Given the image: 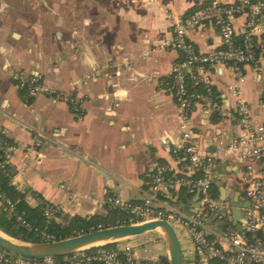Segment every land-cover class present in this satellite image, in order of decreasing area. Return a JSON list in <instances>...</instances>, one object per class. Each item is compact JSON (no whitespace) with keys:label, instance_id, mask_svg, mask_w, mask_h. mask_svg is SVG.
I'll return each instance as SVG.
<instances>
[{"label":"crops","instance_id":"obj_1","mask_svg":"<svg viewBox=\"0 0 264 264\" xmlns=\"http://www.w3.org/2000/svg\"><path fill=\"white\" fill-rule=\"evenodd\" d=\"M210 1L0 0V131L17 144L8 163L16 171L13 184L30 191V206L46 201L66 225L74 216L108 217L106 194L141 201L158 166L192 170L173 152L183 132L182 111L162 82L181 54L166 44L175 20ZM245 22V15L236 18L238 27ZM259 24L264 33V16ZM189 35L200 51L222 46L211 22ZM245 72L242 94L263 115L264 74L250 66ZM34 73L42 75L46 91L25 98L18 76ZM212 76L217 93L233 102L232 69H212ZM189 126L211 143V151L215 138L237 132L228 120L213 122L200 107L191 112ZM241 166L220 160L211 192L219 201H236L245 212L249 201ZM188 195L185 200L176 192L162 202L191 215L198 198ZM223 222L241 230L245 215L232 212L230 221L211 217L208 223L220 230L227 226ZM177 231L184 264H207L194 253L190 237ZM124 244L133 246L143 264L169 259L158 230L116 242Z\"/></svg>","mask_w":264,"mask_h":264},{"label":"built area","instance_id":"obj_2","mask_svg":"<svg viewBox=\"0 0 264 264\" xmlns=\"http://www.w3.org/2000/svg\"><path fill=\"white\" fill-rule=\"evenodd\" d=\"M241 15L246 16V22L238 27L236 18ZM261 16H264V0H211L174 21L172 36L166 46L177 50L181 59L174 64L171 76L163 80L162 86L174 96L182 111L183 132L173 152L178 160H187L192 170L177 173L170 166L160 165L149 192L141 201H131L114 194H106L104 198L108 210L123 213V219H118L117 224H140L155 219L169 221L176 230H182L190 237L194 253L207 264H264V114L253 110L241 88L247 66L264 74ZM207 22L218 28L222 46L203 52L196 47L189 34ZM224 66L232 69L235 78L230 86L233 102L217 93L213 81L212 69L218 71ZM18 79L25 98L46 91L39 73L21 75ZM68 100L77 104L73 97ZM196 107L208 116L216 113L221 120H228L237 132L231 137L215 138V150L211 151V143L189 126L190 114ZM16 149L17 144L0 131V150L6 162ZM180 150L184 151V156H179ZM225 158L242 164L239 179L249 204L244 208L245 222L241 230L231 224L224 229L212 230L208 223L211 217L218 222L232 218V203L219 201L211 192L214 172L220 160ZM180 191L192 196L199 193L194 214L188 215L163 204V199ZM0 200L16 211L15 203L2 192ZM46 215L51 217L53 211H47ZM16 218L23 225L30 226L22 214L17 213ZM42 235L56 240L52 234L42 232ZM109 244L81 249L65 256L44 258H27L0 246V264H143L132 245ZM153 264L164 263L157 260Z\"/></svg>","mask_w":264,"mask_h":264},{"label":"trees","instance_id":"obj_3","mask_svg":"<svg viewBox=\"0 0 264 264\" xmlns=\"http://www.w3.org/2000/svg\"><path fill=\"white\" fill-rule=\"evenodd\" d=\"M191 85V84H190ZM75 113L80 114L81 110L74 109ZM212 121L218 122L221 118L213 113ZM179 156H184V151L178 152ZM14 167L5 161L2 151L0 150V193H4L12 202L15 203L16 211H12L5 202L0 200V231L5 234L21 240L24 242H42L49 241L42 235V232L52 234L56 239H63L74 235V231L86 232L91 229L106 227L117 224L118 219H123V213L112 210V215L108 217H102L100 215H94L91 218H83L80 216H74L69 220V223L63 224L58 222L57 217L61 215L60 212H55V207L46 201L32 207L27 202L28 190L21 191L12 180L15 175ZM35 193V192H33ZM181 197L187 200L190 196L185 191H180ZM47 209L53 210V215L48 217L46 215ZM20 213L29 222L30 226L23 225L17 220L16 214ZM63 219H67L66 216ZM115 243L109 244V246H115ZM164 264H168L169 259H162ZM217 264H221L217 262Z\"/></svg>","mask_w":264,"mask_h":264},{"label":"water","instance_id":"obj_4","mask_svg":"<svg viewBox=\"0 0 264 264\" xmlns=\"http://www.w3.org/2000/svg\"><path fill=\"white\" fill-rule=\"evenodd\" d=\"M198 197L199 193L196 195V198ZM232 206L235 216L245 215V212L239 209L236 201L232 202ZM228 224V222L222 223L225 226ZM153 230H158L165 237L169 249L170 264H184L179 234L175 227L164 219L150 220L140 224L126 223L99 227L67 238L42 242H24L0 231V246L11 253L27 258L60 257L96 245L115 243L136 237Z\"/></svg>","mask_w":264,"mask_h":264}]
</instances>
